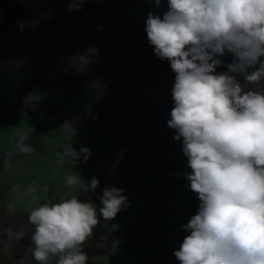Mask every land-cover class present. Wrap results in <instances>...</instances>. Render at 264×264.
<instances>
[{"label":"rangeland","instance_id":"1","mask_svg":"<svg viewBox=\"0 0 264 264\" xmlns=\"http://www.w3.org/2000/svg\"><path fill=\"white\" fill-rule=\"evenodd\" d=\"M8 1L34 14L23 13L7 30L0 29V264H38L28 251L33 231L28 217L37 206L33 197L43 204L76 196L96 205L103 189L112 186L123 189L127 201L115 218L105 220V232L139 226L93 264H167L168 255L188 234L182 226L199 206L188 181L156 200L160 188L174 178L181 158L169 156L164 169L149 164L138 178L120 180V174L132 168L134 152L99 119L94 106L113 117L130 108L142 110L147 96L157 90L172 97L175 73L169 63L154 55L147 36L119 12L109 27L100 13L85 6L71 8L73 0L47 5L0 0V27ZM121 11L146 26L148 14L162 18L168 3L129 0ZM81 55L89 58L87 64L80 63ZM220 58L223 65L217 72L226 71L234 59L227 51ZM254 70L250 67L246 74ZM44 78L54 83H37ZM237 79L245 90H264V82L249 83L245 75ZM21 138L32 148L30 153L18 151ZM70 146L77 151L89 148L87 162L81 156L73 164L64 155ZM75 171L85 182L98 178L94 194L84 186L67 185V176ZM103 174L107 184L102 183ZM30 187L37 190L29 193ZM9 229L26 235L17 240Z\"/></svg>","mask_w":264,"mask_h":264},{"label":"clouds","instance_id":"2","mask_svg":"<svg viewBox=\"0 0 264 264\" xmlns=\"http://www.w3.org/2000/svg\"><path fill=\"white\" fill-rule=\"evenodd\" d=\"M167 3L162 18L148 14L145 31L154 55L175 73L167 125L176 133L174 140H182L191 169L184 176L199 200L196 214L182 226L188 234L174 255L180 264H264V90H245L237 79L245 75L249 83L264 82V0ZM226 51L233 62L217 72ZM79 61L87 64L89 58L81 55ZM250 67L255 70L246 74ZM17 149L32 151L23 138ZM64 155L73 164L83 156L86 163L90 149L70 146ZM66 183L93 194L99 186L98 178L85 182L78 171ZM123 192L105 187L99 209L76 196L43 204L33 197L32 258L38 264H88L84 245L99 217L113 219L125 206ZM8 232L17 240L26 235Z\"/></svg>","mask_w":264,"mask_h":264},{"label":"trees","instance_id":"3","mask_svg":"<svg viewBox=\"0 0 264 264\" xmlns=\"http://www.w3.org/2000/svg\"><path fill=\"white\" fill-rule=\"evenodd\" d=\"M42 5L54 3L55 0H37ZM129 0H73L72 4L88 7L100 13L106 22L111 27L115 20L117 12L121 13V19L134 27L138 28L142 34L147 36L145 26L140 24L136 18H130L127 14L121 11L122 7L128 3ZM6 10L4 17V24L0 27L2 31L9 28L11 23L23 13L34 14L32 9H15L11 1L4 4ZM125 16V18L123 17ZM127 17V18H126ZM41 84H52V79L44 78ZM254 87V86H253ZM174 107V102L171 96L164 95L161 91H156L152 95L147 96L141 109L130 108L125 115L124 113H116L113 117L106 115V113L96 106H94L99 119L114 128L124 142L134 152L133 165L131 169L123 171L119 178L120 180H128L138 178L142 171L149 164L155 165L159 169H164L165 162L169 156H177L181 158L178 168L175 170L176 174L172 180L164 185L156 194V200H160L165 192H169L171 187L176 186L182 182L187 181L184 173L190 172L191 169L187 167V158L182 152V140H174L175 131L168 127L167 121L170 119V111ZM99 109V111H98ZM102 183L107 184L109 179L106 174L101 177ZM97 208L101 207L100 202L96 203ZM100 223L94 229L93 236L88 240L84 251L88 254V264H93V259L100 255L108 254L112 245L132 235L138 228L135 226L134 230L105 232V220L99 217ZM167 264H180L173 253L168 255Z\"/></svg>","mask_w":264,"mask_h":264}]
</instances>
